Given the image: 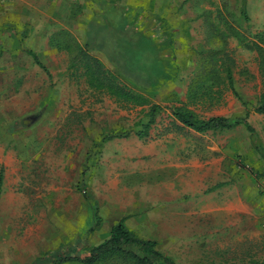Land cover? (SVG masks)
Returning <instances> with one entry per match:
<instances>
[{"label": "rangeland", "instance_id": "1", "mask_svg": "<svg viewBox=\"0 0 264 264\" xmlns=\"http://www.w3.org/2000/svg\"><path fill=\"white\" fill-rule=\"evenodd\" d=\"M263 34L264 0H0V264L83 255L122 220L178 264L264 260ZM229 74L256 135L178 121L241 117Z\"/></svg>", "mask_w": 264, "mask_h": 264}, {"label": "trees", "instance_id": "2", "mask_svg": "<svg viewBox=\"0 0 264 264\" xmlns=\"http://www.w3.org/2000/svg\"><path fill=\"white\" fill-rule=\"evenodd\" d=\"M126 21V19H125ZM129 23V20L127 19ZM160 27L158 28L159 33H166V26L164 25V21L161 20ZM165 26V29H164ZM158 36L159 34L156 33ZM264 35V34H263ZM261 35V36H263ZM150 40L153 43V38L145 37L141 39V43H146ZM149 42V41H148ZM255 50L258 52L261 62V69L264 68V39L261 38L259 43H255L253 45ZM252 47V48H254ZM29 53V52H28ZM35 63L44 69L43 64L40 62L38 56L34 53H29ZM99 65V64H96ZM95 68V67H94ZM100 69V68H99ZM98 69V74L102 80H106L109 82L111 86L116 87L120 92L124 90L117 85L115 80L112 79H104L103 75L106 73L103 69ZM209 70V69H208ZM98 76V78H99ZM115 78V77H112ZM228 80L230 83V87L233 89L237 98L241 100V103L247 109L241 117L236 118H227V117H214L209 120H197L194 116L186 113V112H178L176 113V117L178 121H180L185 127H188L192 130H195L200 133H205L211 130H226L233 129L240 125L244 126L251 135L255 134V130L249 123L248 119L250 117V113L248 111L249 102H245L241 99L239 94L233 88L232 84V76L229 74ZM158 107L154 106L150 111V122L149 124H153L155 111ZM256 113L263 115L264 114V91L257 99L255 104ZM148 125L144 128L143 132L139 135L145 136L148 133ZM130 134H110L104 138V140L113 139L115 137H126ZM256 135V134H255ZM3 173H0V193L3 186ZM83 195L85 199H87L86 189H82ZM98 208L95 209L94 215L97 216L96 219L100 221V216L98 213ZM95 231V228H92ZM118 260L123 261L126 264H178L170 257L164 255L158 250V244L152 240H142L137 238L131 230L125 225L124 220L120 221L118 224L114 225L111 228L109 237L101 242L100 244L92 247L87 253L80 255L78 249L73 248L71 253H65L64 251H60L56 255L49 256L48 258H40L37 260L36 264H64L69 262H75L79 264H106L110 261ZM248 264H264V260L262 261H253Z\"/></svg>", "mask_w": 264, "mask_h": 264}, {"label": "crops", "instance_id": "3", "mask_svg": "<svg viewBox=\"0 0 264 264\" xmlns=\"http://www.w3.org/2000/svg\"><path fill=\"white\" fill-rule=\"evenodd\" d=\"M157 17H159V16H157ZM159 19H161V20H163L161 17H159ZM140 43H141V41H140ZM147 43H149L148 41L146 42V43H143V44H145V46H142L141 48L143 49V48H146L147 49V46H148V44ZM129 46H131V47H133L134 49H133V51H134V53L136 52V50H139V48L140 47H138L137 49H135V45H129ZM153 47V45L151 44V48ZM155 51V50H154ZM152 53V52H151ZM135 56L137 57V56H139V55H136L135 54ZM135 58V57H134ZM135 61H137V60H134L133 62H135ZM155 63V61L153 60V59H151V77L150 78H159V76H161L162 77V75H164V73H166L167 71H166V69L164 68L165 66H163L162 64H160L159 62H158V64L159 65H157L156 63ZM140 66V65H139ZM92 67H94V66H92ZM154 68H157V71H155L154 70ZM142 69H144V67H141V68H138L137 70H139V71H141L142 72ZM162 69H164V71L162 70ZM161 74V75H160ZM99 76V75H98ZM99 78H100V76H99Z\"/></svg>", "mask_w": 264, "mask_h": 264}]
</instances>
